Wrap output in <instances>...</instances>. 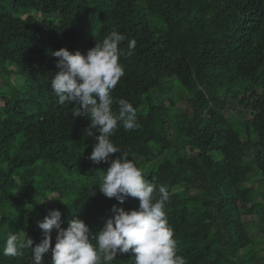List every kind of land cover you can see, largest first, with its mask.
Segmentation results:
<instances>
[{"label": "trees", "instance_id": "1", "mask_svg": "<svg viewBox=\"0 0 264 264\" xmlns=\"http://www.w3.org/2000/svg\"><path fill=\"white\" fill-rule=\"evenodd\" d=\"M113 30L136 50L120 45L125 75L112 110L126 99L139 127L111 139L169 190L177 254L186 264H264L250 236L264 225V0H0V250L8 231L39 243L37 221L51 209L61 227L78 217L95 232L114 205L138 207L131 196L91 195L109 167L88 158L98 133L87 135L88 119L50 88L52 51L84 54ZM50 236L54 246L55 229ZM0 264H33L31 249L0 251Z\"/></svg>", "mask_w": 264, "mask_h": 264}, {"label": "clouds", "instance_id": "2", "mask_svg": "<svg viewBox=\"0 0 264 264\" xmlns=\"http://www.w3.org/2000/svg\"><path fill=\"white\" fill-rule=\"evenodd\" d=\"M126 40V54L131 56L136 50V39L116 30L95 42L84 54L64 47L52 51L51 55L58 58L59 70L51 79L50 88L60 104L76 105L75 118L88 119L87 135L98 133V142L88 158L93 164L109 162V167L103 170L101 183L92 188L91 195L98 189L121 204L131 196L137 199L138 207L126 211L114 205L113 215L95 232L78 217L69 219L67 227H61V211L51 209L37 221L43 232L41 241L33 246L26 233L21 236L8 231L0 250L4 256H21L23 250L31 249L33 264H44V255L49 251L51 264H111L118 253H132V264H186L185 258L177 254L174 232L165 211L171 198L169 190L164 185L157 188L146 179L143 169L111 139L121 126L125 131L139 127L137 109L126 99L116 102L117 112L112 110V90L125 75L120 45ZM112 154L118 155L112 158ZM53 229L54 246L50 236Z\"/></svg>", "mask_w": 264, "mask_h": 264}, {"label": "rangeland", "instance_id": "3", "mask_svg": "<svg viewBox=\"0 0 264 264\" xmlns=\"http://www.w3.org/2000/svg\"><path fill=\"white\" fill-rule=\"evenodd\" d=\"M8 69L12 72L11 75H10V78L12 80V83L14 85H19L20 83V78L15 75L13 73V71L15 70V67L14 66H11L9 65L8 66ZM235 112H233L234 114ZM236 114H234L235 116ZM257 223V222H256ZM253 224V223H252ZM253 228L251 229V233H250V236L255 238L257 243L261 246H264V225L263 224H260V225H252Z\"/></svg>", "mask_w": 264, "mask_h": 264}]
</instances>
